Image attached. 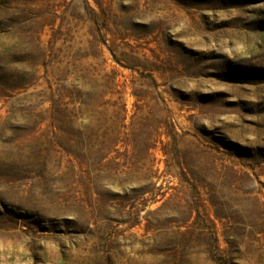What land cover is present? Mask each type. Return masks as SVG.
I'll use <instances>...</instances> for the list:
<instances>
[{"label":"rangeland","instance_id":"374dc122","mask_svg":"<svg viewBox=\"0 0 264 264\" xmlns=\"http://www.w3.org/2000/svg\"><path fill=\"white\" fill-rule=\"evenodd\" d=\"M0 264H264V0H0Z\"/></svg>","mask_w":264,"mask_h":264}]
</instances>
